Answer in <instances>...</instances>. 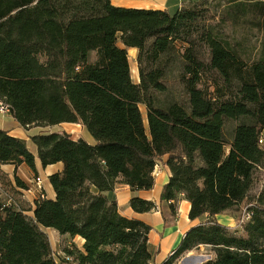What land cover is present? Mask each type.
<instances>
[{
  "label": "trees",
  "instance_id": "obj_1",
  "mask_svg": "<svg viewBox=\"0 0 264 264\" xmlns=\"http://www.w3.org/2000/svg\"><path fill=\"white\" fill-rule=\"evenodd\" d=\"M222 2L191 0L170 13L112 0H0V102L25 129L80 123L95 140L61 130L31 137L42 166L63 169L49 176L55 198L38 196L33 209L0 197V264H151V226L123 216L106 192L118 183L154 189L166 156L165 224L181 200L200 223L163 264L201 245L216 253L203 264H264V188L250 197L264 169V48L247 62L227 32L248 22L250 8L264 29V2ZM128 48L138 49V83ZM173 54L186 105L158 99L169 91ZM240 119L228 139L227 121ZM23 164L37 172L28 142L0 128V167ZM15 183L18 195L28 187L18 176ZM244 202L249 217L236 232L216 219ZM130 206L147 213L158 205L133 196ZM43 228L82 237L83 250H62L71 261L56 257Z\"/></svg>",
  "mask_w": 264,
  "mask_h": 264
},
{
  "label": "crops",
  "instance_id": "obj_2",
  "mask_svg": "<svg viewBox=\"0 0 264 264\" xmlns=\"http://www.w3.org/2000/svg\"><path fill=\"white\" fill-rule=\"evenodd\" d=\"M191 0H112L113 4L120 7L126 8H146V9H160L167 10L170 13H175L181 7V5L185 2H189ZM195 1V0H192ZM129 59L132 54L135 58L138 57V49L136 48H128ZM130 61V60H129ZM140 81L139 74L138 80L135 83ZM1 114L0 113V128L9 131L12 135L25 139L27 142L31 140V137L35 134H31V130L25 129L22 127L9 113ZM62 129L61 131H66L71 134L72 138L77 140L79 138H83L90 143H95V140L92 142L89 139H86L83 135L86 127H84L80 123H63L59 125ZM77 136V137H75ZM31 151L36 155V168L37 172L32 170L28 165L23 164L18 166V168L14 165H2L0 167V175L2 180L7 185H15V176H18L26 186H29L31 183V179L35 174H41L45 180V192L48 198H55V192L53 186L49 182V176L53 173L60 172L63 169L62 163H57L54 165H49L47 167H43L40 159L38 158L37 148L30 147ZM167 156L164 157L163 161L158 163V171L159 174L156 179V185L152 190H140V191H132L131 187L127 184L118 183L114 190L106 192L107 197L110 200H114L117 202V207L120 213L130 219H138L141 221H145L146 224L151 226V231L149 234V245L152 253L154 254V259L151 264H163L178 248L183 238L193 226L198 225L200 223V219L195 221H191L189 219V212L191 209V204L187 200H181L180 205L178 207L177 214L174 218L168 219L167 224H165L164 216L161 210V202L160 196L162 193L163 186L168 182L171 171L169 167L166 165L165 161ZM1 181V180H0ZM2 182V181H1ZM2 186L0 183V192ZM19 189V188H18ZM20 191V189H19ZM24 193V194H23ZM24 204L28 208H34V202L37 199V193H27L23 190L20 193ZM133 196H139L143 199L150 200L154 202L157 206V209L152 212L147 213H137L130 206V200ZM1 197V196H0ZM24 198V199H23ZM163 211H166V208H163ZM228 212V211H227ZM224 212L216 216V219L223 225L228 226V221L231 220V215L226 214ZM29 215L33 214V211H28ZM43 231L47 234V237L50 240L52 249L55 242L51 238H56V234L63 239V247L62 250L65 249H79L83 250V246L85 240L80 237H71L70 235H62L51 228H43ZM60 250V249H59ZM61 252V251H60ZM185 261L184 264H195L197 258H192L191 254L186 255L183 259Z\"/></svg>",
  "mask_w": 264,
  "mask_h": 264
},
{
  "label": "rangeland",
  "instance_id": "obj_3",
  "mask_svg": "<svg viewBox=\"0 0 264 264\" xmlns=\"http://www.w3.org/2000/svg\"><path fill=\"white\" fill-rule=\"evenodd\" d=\"M215 3L217 2H222V0H212ZM264 2V0H261ZM222 4H224L222 2ZM255 11L253 9H249L247 15L245 18L247 19L248 22L241 21L240 23L236 24L232 28H228L227 32L230 37V41L234 48H236L237 51L241 54V56L247 61V62H252L253 60H256L264 48V29L261 27H257L254 23H252L251 20L255 19ZM121 45V43H120ZM94 56L92 57V59ZM130 66H131V72H132V78L133 81L138 80V62L137 58H135L132 54L130 55ZM169 64L167 68V73H166V84L169 87V91L164 93V94H158V99L160 102H167L168 101H178L181 104L186 105L187 103V94L184 92L183 85L179 81V73L181 70V59L179 57V54H173L169 59ZM226 97H234V94H226ZM144 118H146V108L144 105L140 106ZM7 114L6 116H8ZM240 120H228L226 123V128H225V133L228 139L232 138L233 135V130L234 128L241 123ZM28 130H31V134H39V133H45V132H57L61 130L62 128L60 126H49V127H30L27 128ZM86 139H89L90 141H94V138L92 135L85 130L84 134ZM77 137V136H75ZM29 147H35V145L32 143V141H28ZM255 174V184L253 186L252 191L250 192V197L254 198L262 188H264V169H258ZM40 176L43 180L44 177L41 174H35ZM34 177V176H33ZM45 182V180H44ZM44 188H45V183H44ZM24 194V193H23ZM0 196L5 202H9L10 198L11 201L15 200V196L17 198H22L20 197L21 194L18 195V193L15 191V188L13 185H7V186H2ZM24 199V198H23ZM247 202L242 203L241 205L236 206L232 210L228 211L226 214L231 215V220L228 221V229L229 231L236 232V230H239L242 225L241 221L246 215V206ZM54 240L55 244L53 246V251L56 255L62 256V247H63V239L56 234V238H51ZM59 246L61 248H59ZM60 249V250H59ZM61 251V252H60ZM191 254L192 258H197L199 260L196 261L195 264H203L204 262L214 259L216 257V253L214 251V248L211 246L207 245H201L191 252L184 253L181 255L177 260H175L174 264H184L185 261L183 260L186 255Z\"/></svg>",
  "mask_w": 264,
  "mask_h": 264
},
{
  "label": "built area",
  "instance_id": "obj_4",
  "mask_svg": "<svg viewBox=\"0 0 264 264\" xmlns=\"http://www.w3.org/2000/svg\"><path fill=\"white\" fill-rule=\"evenodd\" d=\"M0 113L1 114H9L10 113L9 106L7 104L2 103V101L0 102ZM260 144L264 148V134L261 136ZM158 174H159L158 166H156L155 171H154V176L157 177ZM30 182L31 183L29 184V186L27 187V189H24V191H26L27 193H33V194L34 193H37V195L39 197L44 198L46 196V192H45V188H44V180L40 176L35 175L31 179ZM248 217L249 216H248V214L246 212V215L243 218V220L241 221V223H243ZM63 256H65V258L68 261H71L72 260V257H70V256H67L65 254H63Z\"/></svg>",
  "mask_w": 264,
  "mask_h": 264
}]
</instances>
